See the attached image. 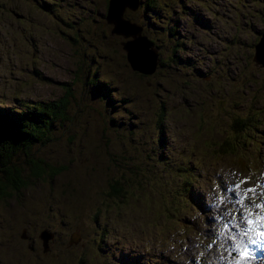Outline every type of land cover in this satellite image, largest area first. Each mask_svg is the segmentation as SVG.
Segmentation results:
<instances>
[{
    "label": "rangeland",
    "instance_id": "374dc122",
    "mask_svg": "<svg viewBox=\"0 0 264 264\" xmlns=\"http://www.w3.org/2000/svg\"><path fill=\"white\" fill-rule=\"evenodd\" d=\"M137 1L122 18L161 60L145 76L126 60L130 37L111 33L108 0H0V109L70 91L67 118L12 158L27 182L0 199V264H233L224 237L211 249L199 237L219 233L229 210L239 221L217 202L224 185L246 180L264 203V64L253 60L264 0ZM252 111L256 135L235 153L247 169L233 170L235 157L208 146ZM29 158L60 170L31 177ZM43 228L55 233L47 252ZM72 232L81 239L69 246Z\"/></svg>",
    "mask_w": 264,
    "mask_h": 264
},
{
    "label": "trees",
    "instance_id": "16d2710c",
    "mask_svg": "<svg viewBox=\"0 0 264 264\" xmlns=\"http://www.w3.org/2000/svg\"><path fill=\"white\" fill-rule=\"evenodd\" d=\"M148 3L149 1L145 2V9L156 14V10L152 9ZM159 65L160 63L158 61L157 66L159 67ZM98 87H102V85H98ZM69 93L70 91L67 90L66 93L57 100L27 103L18 113L0 109V199L10 196V189L18 190L26 185L27 181L22 177V169L18 168L12 162V158L18 151L27 153V150L35 142L46 141L49 137V131L52 129L55 122L67 118L65 110L69 103ZM256 113L257 112L252 111L247 116L234 119L231 123L229 133L210 143L208 146L212 151L210 155L213 156V158L219 159L233 156L235 157V165L233 166L236 167H231L233 170H237V168L241 170L247 169V162L239 158L235 153L237 150L247 146L256 135L253 134V129H257L259 120H252V117H254ZM249 128L252 130H250L249 135L245 137L244 133ZM28 163L29 174L31 177L35 178H39L45 173L54 176L60 170V168H55L42 159L29 158ZM238 172L242 173V171ZM194 182H196L195 175H193L190 180H186V178L183 177V190H187L186 186ZM119 192V187L111 186L110 193L112 195H116ZM205 211L206 208L202 209L201 213H205ZM199 239L201 241H207L206 238L199 237Z\"/></svg>",
    "mask_w": 264,
    "mask_h": 264
},
{
    "label": "snow or ice",
    "instance_id": "6c2138e0",
    "mask_svg": "<svg viewBox=\"0 0 264 264\" xmlns=\"http://www.w3.org/2000/svg\"><path fill=\"white\" fill-rule=\"evenodd\" d=\"M245 184L246 180L226 184L221 189L222 195L217 197L218 204L232 205V209L239 214V221L229 210L225 215H231V219L224 222L221 231L210 232L206 237L209 241L206 249H211L222 237L229 241V255L235 254L233 264H249L256 259L257 252H264V203H258L252 195L255 188L242 190Z\"/></svg>",
    "mask_w": 264,
    "mask_h": 264
},
{
    "label": "water",
    "instance_id": "95a60500",
    "mask_svg": "<svg viewBox=\"0 0 264 264\" xmlns=\"http://www.w3.org/2000/svg\"><path fill=\"white\" fill-rule=\"evenodd\" d=\"M112 0H108L107 12L105 19L110 24H113L114 29L111 30V33L121 34L125 37H130L127 41L122 42V48L125 51L126 60L130 68L134 71H137L142 74H152L158 63V54L155 48H153L152 43L145 37L140 35V29L138 31L134 27V23L127 21L122 18L123 11L126 7L130 6L125 3L120 4L116 9H110ZM134 8L137 7L138 1L131 0ZM133 8V6H131ZM133 8V9H134ZM110 9V11H109ZM119 11V12H117ZM109 14L115 16L118 20L116 23L114 20L109 18ZM120 21V22H119ZM122 26V27H121ZM262 38L255 44V50H259L260 45L262 44ZM264 45V43H263ZM254 61H259L256 57L253 58ZM25 230H21V236L24 237ZM54 237V233L48 229H41L38 233V238L42 242V252H47L50 250L49 241ZM80 240V235L76 232H72L69 236V244L77 243Z\"/></svg>",
    "mask_w": 264,
    "mask_h": 264
},
{
    "label": "bare ground",
    "instance_id": "6f19581e",
    "mask_svg": "<svg viewBox=\"0 0 264 264\" xmlns=\"http://www.w3.org/2000/svg\"><path fill=\"white\" fill-rule=\"evenodd\" d=\"M122 3H125L127 5H132L131 0H112L111 7H110L111 11H112L113 8L117 10V8ZM110 9H109V11H110ZM109 18L112 19V20H114L116 23H118L117 18L115 16H112V14L111 15L109 14ZM261 38H262V36H261ZM263 43H264V37H263V40H262V44L259 47V50L260 51L255 50V54H254V57H256L259 60V61H257V63H259L261 65L264 64V45H263ZM157 68H158V66H156L155 69H157ZM258 152L259 151H257L255 155H257ZM259 156H261L262 162L264 164V154H263V152H260V155ZM206 260L208 261V259H206ZM213 261H211L212 264H219V260H218V258L216 256H214Z\"/></svg>",
    "mask_w": 264,
    "mask_h": 264
},
{
    "label": "flooded vegetation",
    "instance_id": "af4514ba",
    "mask_svg": "<svg viewBox=\"0 0 264 264\" xmlns=\"http://www.w3.org/2000/svg\"><path fill=\"white\" fill-rule=\"evenodd\" d=\"M3 35H6V34H3ZM158 61H159V63H161V60H159V56H158ZM143 76H145V75H143ZM59 98H60V97H59ZM59 98H58V99H59ZM55 100H56V99H55ZM48 101H49V100H48ZM34 102H36V101H34ZM30 103H33V102H30ZM23 229L25 230V233H24V237H22L21 234H20V236H19V237H20V241L23 242V243H26V246H27L29 249H32V248H33L32 244L28 242L30 236L26 233V232H27V228H26V227H23L21 230H23ZM43 229H48V228H43ZM48 230H50V229H48ZM50 231H52V230H50ZM52 232H53V231H52ZM53 233H54V232H53ZM70 234H71V233H70ZM70 234H69V236H70ZM79 235H80V234H79ZM54 236H55V233H54ZM53 239H54V237H53ZM53 239H52V240H53ZM80 239H81V236H80ZM39 240H40V239H39ZM52 240H51V241H52ZM40 241H41V240H40ZM51 241H50V242H51ZM78 242H79V241H78ZM78 242H77V243H78ZM77 243L69 244V237H68V245H69V246H71V245H73V244H77ZM41 246H42V242H41ZM49 247H50V244H49ZM141 258H142V256L140 255V257L138 258V260L141 261ZM132 259L135 260V258H132Z\"/></svg>",
    "mask_w": 264,
    "mask_h": 264
}]
</instances>
